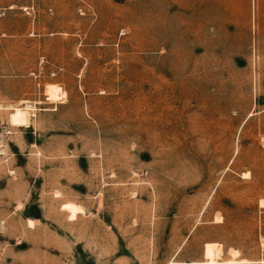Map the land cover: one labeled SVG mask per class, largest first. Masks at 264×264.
<instances>
[{"label":"rangeland","instance_id":"1","mask_svg":"<svg viewBox=\"0 0 264 264\" xmlns=\"http://www.w3.org/2000/svg\"><path fill=\"white\" fill-rule=\"evenodd\" d=\"M261 202L264 0H0V264H264Z\"/></svg>","mask_w":264,"mask_h":264},{"label":"bare ground","instance_id":"2","mask_svg":"<svg viewBox=\"0 0 264 264\" xmlns=\"http://www.w3.org/2000/svg\"><path fill=\"white\" fill-rule=\"evenodd\" d=\"M248 177H249V174H248V173H246V174H242V178H248ZM260 205H264V202H261ZM73 213L80 214L81 212H80V209H79V208H76V207H75V208H73ZM215 222H217V220H216ZM238 255H239L238 252H235V253L233 254L234 257H237ZM226 264H231V262L228 261Z\"/></svg>","mask_w":264,"mask_h":264}]
</instances>
